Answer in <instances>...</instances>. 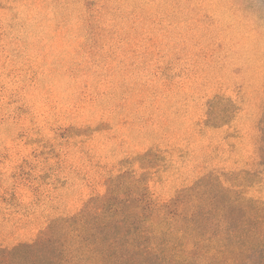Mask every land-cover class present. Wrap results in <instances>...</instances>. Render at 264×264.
Instances as JSON below:
<instances>
[{
  "label": "rangeland",
  "instance_id": "rangeland-1",
  "mask_svg": "<svg viewBox=\"0 0 264 264\" xmlns=\"http://www.w3.org/2000/svg\"><path fill=\"white\" fill-rule=\"evenodd\" d=\"M108 3L0 8V243L21 223L25 237L48 199L103 192L102 166L134 168L129 157L155 145L157 195L198 170L231 171L241 214L264 235V0ZM69 126L81 133L69 139Z\"/></svg>",
  "mask_w": 264,
  "mask_h": 264
},
{
  "label": "trees",
  "instance_id": "trees-1",
  "mask_svg": "<svg viewBox=\"0 0 264 264\" xmlns=\"http://www.w3.org/2000/svg\"><path fill=\"white\" fill-rule=\"evenodd\" d=\"M15 1L0 0V8ZM258 129L255 151L263 157L264 102ZM75 130L66 128L69 139L81 133ZM160 150L129 157L134 168L123 167L124 159L102 166L104 190L91 199H48L43 212L28 215L25 237L21 223L13 226L14 242L0 243V264H264V235L251 232L250 217L241 214L234 174L198 170L163 198L151 188L162 168ZM6 201L26 210L20 200Z\"/></svg>",
  "mask_w": 264,
  "mask_h": 264
}]
</instances>
